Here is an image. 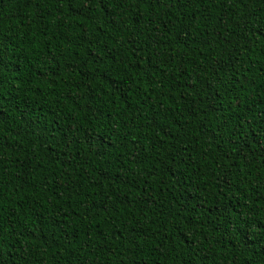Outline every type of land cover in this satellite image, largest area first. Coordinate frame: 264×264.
I'll list each match as a JSON object with an SVG mask.
<instances>
[{
	"label": "trees",
	"instance_id": "1",
	"mask_svg": "<svg viewBox=\"0 0 264 264\" xmlns=\"http://www.w3.org/2000/svg\"><path fill=\"white\" fill-rule=\"evenodd\" d=\"M261 32L264 0H0V264H264Z\"/></svg>",
	"mask_w": 264,
	"mask_h": 264
},
{
	"label": "snow or ice",
	"instance_id": "2",
	"mask_svg": "<svg viewBox=\"0 0 264 264\" xmlns=\"http://www.w3.org/2000/svg\"><path fill=\"white\" fill-rule=\"evenodd\" d=\"M68 3H71L72 0H67ZM89 4H95L98 7L104 8L108 13L111 12L114 7H123L124 4L129 3L130 0H88ZM141 3L148 4L152 3L153 5L159 4L160 0H135V6L139 7ZM111 5V7H109ZM142 19V17H140ZM166 26H162V30H164ZM260 35H264V32H261Z\"/></svg>",
	"mask_w": 264,
	"mask_h": 264
}]
</instances>
